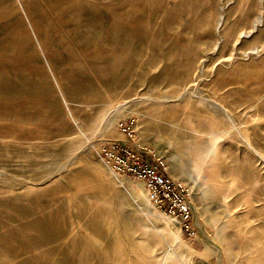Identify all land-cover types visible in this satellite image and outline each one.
I'll use <instances>...</instances> for the list:
<instances>
[{"label": "rangeland", "instance_id": "374dc122", "mask_svg": "<svg viewBox=\"0 0 264 264\" xmlns=\"http://www.w3.org/2000/svg\"><path fill=\"white\" fill-rule=\"evenodd\" d=\"M125 121L191 236L102 159ZM0 264H264V0H0Z\"/></svg>", "mask_w": 264, "mask_h": 264}, {"label": "built area", "instance_id": "2783aa9c", "mask_svg": "<svg viewBox=\"0 0 264 264\" xmlns=\"http://www.w3.org/2000/svg\"><path fill=\"white\" fill-rule=\"evenodd\" d=\"M124 123L126 121L120 122L118 129L124 132L126 141L105 143L100 149L102 159L114 174L123 172L143 181L148 188L147 201L160 212L177 218L181 228L191 236L194 229L193 204L187 188L167 173L162 158L155 157L151 150L136 142L133 131Z\"/></svg>", "mask_w": 264, "mask_h": 264}, {"label": "bare ground", "instance_id": "6f19581e", "mask_svg": "<svg viewBox=\"0 0 264 264\" xmlns=\"http://www.w3.org/2000/svg\"><path fill=\"white\" fill-rule=\"evenodd\" d=\"M200 96V95H199ZM203 96V95H202ZM206 98V97H205ZM210 99V98H209ZM146 100V97L145 96H143V97H130L128 100H123V99H119V100H116V101H114L113 103H111V104H109V111H108V113L105 115V117H103V124H105V123H107V124H109L111 121H112V119L110 118L111 117V115L112 116H114V114H118V113H120V112H122L123 111V109L126 107V105H128V103L130 102V101H137V102H143V101H145ZM204 101H208V99H204ZM212 102H214V101H212ZM216 103V102H215ZM135 115H137L136 113H135ZM103 116V115H102ZM171 123V125H173V124H175V121H173V122H170ZM169 123V124H170ZM189 135V134H188ZM133 136H134V138L136 139L137 138V134L135 133H133ZM188 138V137H187ZM190 138V137H189ZM205 150V147L203 148V150H202V152L201 153H203V151ZM211 152H212V150H211ZM67 163V162H66ZM65 166V164H63V165H61L58 169H57V171H60L63 167ZM3 171V170H2ZM55 171V170H54ZM5 172V171H4ZM53 173V172H52ZM117 174H119V172H116ZM115 173V174H116ZM9 174V173H8ZM120 174H122V173H120ZM120 176H122V175H120ZM16 177H18V176H16ZM54 176H51L50 174H48V175H46L44 178H50V179H52ZM43 178V179H44ZM42 179V180H43ZM50 179H48V180H50ZM24 180H26V179H24ZM41 180V181H42ZM143 182V181H142ZM38 183V182H37ZM144 183V182H143ZM39 184H40V182H39ZM131 189H133L132 190V196H133V199L135 200V201H139L140 203H142L141 205L142 206H140V208L143 210V209H146L147 207H149V206H147V207H145L144 206V202H146L147 201V197H148V188H146V185L145 184H139L138 186H136V187H134V188H131ZM148 202V201H147ZM149 203V202H148ZM150 205H151V203H150ZM228 206V205H227ZM125 212V211H124ZM126 214H127V212H125ZM165 215V217L168 219L167 220V225H166V230H171L172 229V227H174V225H175V217H173L172 215H168V214H164ZM188 248V250H192V246L190 247V246H188L187 247ZM207 250V249H206ZM206 250H204V251H202V252H200V253H202V254H204V253H206L207 251ZM169 255H171V252H170V254Z\"/></svg>", "mask_w": 264, "mask_h": 264}]
</instances>
